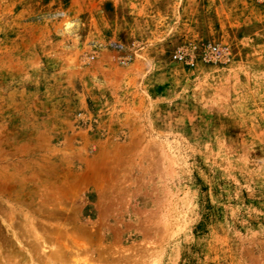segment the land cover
Returning <instances> with one entry per match:
<instances>
[{
  "label": "rangeland",
  "instance_id": "1",
  "mask_svg": "<svg viewBox=\"0 0 264 264\" xmlns=\"http://www.w3.org/2000/svg\"><path fill=\"white\" fill-rule=\"evenodd\" d=\"M0 264H264V0H0Z\"/></svg>",
  "mask_w": 264,
  "mask_h": 264
}]
</instances>
